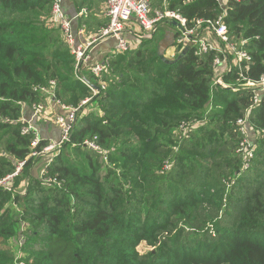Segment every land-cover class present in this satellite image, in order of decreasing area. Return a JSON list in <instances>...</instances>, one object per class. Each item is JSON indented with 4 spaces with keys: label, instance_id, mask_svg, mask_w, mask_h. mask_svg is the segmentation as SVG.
I'll return each instance as SVG.
<instances>
[{
    "label": "trees",
    "instance_id": "trees-1",
    "mask_svg": "<svg viewBox=\"0 0 264 264\" xmlns=\"http://www.w3.org/2000/svg\"><path fill=\"white\" fill-rule=\"evenodd\" d=\"M51 1L0 0V179L25 161L13 190L0 189V264H264V106L248 119L254 156L243 170L233 120L250 94L213 86L212 54L181 56L177 47L166 57L157 31L107 54L100 79L92 60L77 72L50 22ZM70 2L79 10L86 3ZM149 2L188 21L224 13L229 33L247 40L249 78L264 75V0ZM62 9L76 44L79 28L97 33L108 24L75 19L64 0ZM51 81L54 101H89L40 175L31 153L48 141L33 148L21 119L45 101L41 88L51 91Z\"/></svg>",
    "mask_w": 264,
    "mask_h": 264
},
{
    "label": "built area",
    "instance_id": "built-area-1",
    "mask_svg": "<svg viewBox=\"0 0 264 264\" xmlns=\"http://www.w3.org/2000/svg\"><path fill=\"white\" fill-rule=\"evenodd\" d=\"M221 6L226 5L229 0H216ZM238 1V0H232ZM63 0L51 1V17L50 22L59 27L64 35L65 41L70 46L71 54L75 58L74 70L78 72L81 67H86L90 63L91 47L99 42L114 38L116 41L114 51L116 53H123L129 47V41L124 36V31L127 25L133 20L139 29V32L132 33L137 39H151L161 25L165 23H176L179 27V33H176L175 48L180 47L181 50L189 47L193 49V54L196 57H203L209 54L213 55L212 67L214 68L215 76L213 86L226 89L234 86L236 92L246 91L250 94V105L243 112L241 117L233 120L235 132L239 136V143L236 152L243 158V170L250 167L254 156V146L250 144V137L248 131V119L252 109L258 105L264 106V75L259 79L253 80L249 78V71L252 65V57L246 49L247 40H240L235 42L229 33V29L224 22L225 14H219L213 20L193 19L188 21L179 14L178 11L164 9H153L149 0H106L105 17L108 19V24L101 27L98 32L85 40L82 43H75V36L72 30L71 21L65 16L63 9ZM83 29V28H82ZM79 36L83 34V30H78ZM105 64L107 61H102L93 65L89 71L94 76L101 78ZM225 76L235 77L234 83H226ZM80 80L84 82L83 78ZM100 89L106 88V83L99 82ZM235 84V85H234ZM51 93L55 87V82H50ZM93 96L99 93L98 89L90 88ZM42 92L49 91L46 88H41ZM89 101L88 98L80 102L78 107L71 109L68 106L61 105V110L65 113L56 118V123L61 131L63 144L68 142L69 136L73 131L78 110L85 106ZM43 113L41 105L32 106V116L38 117ZM25 125L21 129L22 135L31 134V146L36 148L40 142V136L37 130L30 124L21 120ZM185 124L180 126L182 135L184 133ZM264 135V131L262 132ZM61 144V145H62ZM58 146H56L57 148ZM88 147L97 150L94 143H88ZM52 150L56 151L54 145H47L41 151L35 150L31 153V157L45 155ZM51 160H49L50 162ZM25 161L20 162L15 172L0 179V189L11 192L13 190V180L18 176ZM165 165L163 170H167ZM44 169L40 172L42 175ZM24 194V190L22 192Z\"/></svg>",
    "mask_w": 264,
    "mask_h": 264
},
{
    "label": "crops",
    "instance_id": "crops-1",
    "mask_svg": "<svg viewBox=\"0 0 264 264\" xmlns=\"http://www.w3.org/2000/svg\"><path fill=\"white\" fill-rule=\"evenodd\" d=\"M86 2L83 4V7L81 10L78 9V6L75 5V9L72 5V3L70 2V0H64V3H68L70 4V10L68 15L73 16L75 14V19L78 17H86L88 15V18H97L100 20H103L105 18V10H106V0H82V2ZM152 7V6H151ZM153 9H159L156 7H152ZM79 12H76V11ZM173 26H175L173 23H165L163 25H161V27L157 30L162 32V34H160L162 36L161 41H160V50L161 52L164 53V55H166V57L172 58L175 55V46H172L173 41H174V37H175V33L173 32ZM83 28V29H82ZM79 28L78 30H83V34L79 36V42L78 43H82L85 40H87L88 38L94 36L95 30L94 27H90L92 29H87L85 27ZM96 32H98V30H96ZM139 32L138 27L136 26L135 22L133 20L130 21V23L127 25L126 29H125V36L127 37L126 39L129 41L134 42L135 39L132 36V33H137ZM75 36V35H74ZM76 37H75V43H76ZM115 43L116 41H114L113 39H107V40H103L101 42H99L98 44L94 45L93 47H91L90 50V61L92 60L93 62H100L105 56H107V54L111 53L115 47ZM53 100V99H52ZM47 107L45 106L46 110L45 112H51L53 111L51 107H54L55 110H57L58 108L55 107V103L54 105L49 102H47ZM51 108V109H50ZM61 108V107H60ZM60 110V109H59ZM47 115V114H45ZM22 120L24 121H28L31 123V125L38 130L39 132V136L40 138H43L45 140H54L56 141L59 137V133L58 130L53 127L50 126V123L48 121V118H46V116H38V117H33L32 116V112L31 109L28 108H24L23 109V114H22ZM44 120V121H43Z\"/></svg>",
    "mask_w": 264,
    "mask_h": 264
},
{
    "label": "rangeland",
    "instance_id": "rangeland-1",
    "mask_svg": "<svg viewBox=\"0 0 264 264\" xmlns=\"http://www.w3.org/2000/svg\"><path fill=\"white\" fill-rule=\"evenodd\" d=\"M173 32L176 34V33H179V27L178 26H173ZM231 35V34H230ZM124 36H125V31H124ZM132 36H133V34H132ZM232 36V40L233 41H235V42H238L239 41V39H236V37H234L233 35H231ZM126 37V36H125ZM127 38V37H126ZM107 39H113L114 41H115V39L114 38H107ZM107 39H105V40H107ZM112 52H114V49H113V51ZM44 93V95L46 96V99H45V101L44 102H42L41 104H39V105H41L42 106V108H43V113L41 114V117H43V116H46V118H48V121H49V123H50V126H53V127H55L57 130H58V133H59V137H58V139L56 140V141H54V140H47L48 141V146L49 145H54L55 146V149H56V151H54V150H52L51 152H49V153H47V154H45V155H40L39 157L41 158V160H40V162L37 164V170H36V172L38 171V173H40V171L42 170V169H44L45 168V166H46V164L48 165V162H49V160L51 159V157L53 156V153H56L57 151H59V149L61 148V139H62V137H61V131H60V129H59V127H58V125H57V123H56V118L58 117V116H60V115H64L65 113L64 112H62L61 111V105H62V103L60 102V101H54V100H52V98L54 97V94H52L51 93V91H45V92H43ZM50 101H51V103L54 105V103H55V107H57L58 109L57 110H55V108L54 107H51L52 108V110L53 111H51V112H45V110H46V108L48 107L47 105V102H49L50 103ZM38 105V104H37ZM45 106H46V108H45ZM69 107V106H68ZM32 108V107H31ZM30 108V109H31ZM49 108V107H48ZM50 108V109H51ZM70 108L71 109H73V108H76V107H71L70 106ZM45 109V110H44ZM60 109V110H59ZM246 110V109H245ZM244 110V111H245ZM243 111V112H244ZM243 112H242V114H243ZM45 114H47V115H45ZM78 114V113H77ZM242 116V115H241ZM240 116V117H241ZM22 120V119H21ZM44 121V120H43ZM31 124V123H30ZM182 125V124H181ZM180 125V126H181ZM251 127V126H250ZM252 128V127H251ZM37 129V128H36ZM185 129H186V125H185ZM185 129H184V133L186 132L185 131ZM192 129V128H191ZM179 130H180V127H179ZM248 131H249V128H248ZM37 132H38V130H37ZM39 133V132H38ZM183 133V132H182ZM181 136H183V135H179V137H181ZM41 139H43V138H40V141H41ZM250 141V144H252V142H251V140H249ZM56 146H58L57 148H56ZM52 153V156L51 157H49V155ZM41 175V174H40Z\"/></svg>",
    "mask_w": 264,
    "mask_h": 264
},
{
    "label": "water",
    "instance_id": "water-1",
    "mask_svg": "<svg viewBox=\"0 0 264 264\" xmlns=\"http://www.w3.org/2000/svg\"><path fill=\"white\" fill-rule=\"evenodd\" d=\"M174 25H176V23H173ZM189 51V47H187V48H185V50H184V52L181 54V56L182 55H184L186 52H188Z\"/></svg>",
    "mask_w": 264,
    "mask_h": 264
}]
</instances>
